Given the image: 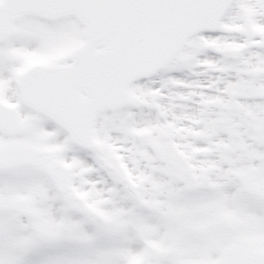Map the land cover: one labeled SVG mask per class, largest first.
<instances>
[{
  "label": "snow or ice",
  "instance_id": "obj_1",
  "mask_svg": "<svg viewBox=\"0 0 264 264\" xmlns=\"http://www.w3.org/2000/svg\"><path fill=\"white\" fill-rule=\"evenodd\" d=\"M0 264H264V0H0Z\"/></svg>",
  "mask_w": 264,
  "mask_h": 264
}]
</instances>
